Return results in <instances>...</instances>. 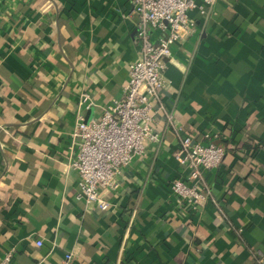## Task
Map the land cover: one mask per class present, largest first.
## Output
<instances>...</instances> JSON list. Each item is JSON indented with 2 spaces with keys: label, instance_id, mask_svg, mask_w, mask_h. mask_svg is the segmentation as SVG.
<instances>
[{
  "label": "crops",
  "instance_id": "crops-1",
  "mask_svg": "<svg viewBox=\"0 0 264 264\" xmlns=\"http://www.w3.org/2000/svg\"><path fill=\"white\" fill-rule=\"evenodd\" d=\"M130 8L129 0H0V257L264 264V0L191 11L195 28L164 70L159 142L102 193L108 208L77 197L70 133L79 116L97 119L122 94L141 52ZM184 136L225 147L197 210L170 188Z\"/></svg>",
  "mask_w": 264,
  "mask_h": 264
},
{
  "label": "built area",
  "instance_id": "built-area-1",
  "mask_svg": "<svg viewBox=\"0 0 264 264\" xmlns=\"http://www.w3.org/2000/svg\"><path fill=\"white\" fill-rule=\"evenodd\" d=\"M128 16L136 18V38L141 42L140 55L129 65L128 79L121 96L102 109L97 119L85 121L79 116L70 133L69 149L74 151L70 167L76 173L77 197L86 204L108 208L102 193L117 187L116 178L136 156L144 153L147 143H158L160 134L154 129V115L163 108L160 93L165 88L164 70L172 56V48L186 33L195 28L190 13L205 12L216 0H129ZM199 1V4H198ZM158 35L153 36V31ZM80 102H92L82 92ZM225 147L184 136L175 158L181 175L171 181L170 188L178 203L197 210L209 196L205 173L219 168ZM41 245L40 241L36 242ZM10 250L0 257L8 264ZM73 254L65 252L60 264H72Z\"/></svg>",
  "mask_w": 264,
  "mask_h": 264
},
{
  "label": "water",
  "instance_id": "water-1",
  "mask_svg": "<svg viewBox=\"0 0 264 264\" xmlns=\"http://www.w3.org/2000/svg\"><path fill=\"white\" fill-rule=\"evenodd\" d=\"M88 121V120H87Z\"/></svg>",
  "mask_w": 264,
  "mask_h": 264
}]
</instances>
